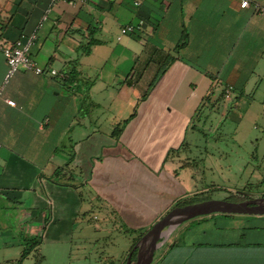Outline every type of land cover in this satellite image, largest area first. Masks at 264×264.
Returning a JSON list of instances; mask_svg holds the SVG:
<instances>
[{
    "label": "crops",
    "instance_id": "obj_1",
    "mask_svg": "<svg viewBox=\"0 0 264 264\" xmlns=\"http://www.w3.org/2000/svg\"><path fill=\"white\" fill-rule=\"evenodd\" d=\"M127 25L138 28L120 35ZM31 31L30 56L44 72L18 71L0 98V264H36L39 254L38 264L53 263L43 248L67 264L75 240L106 239L126 206L134 214L139 164L176 188L172 200L185 196L200 150L196 104L217 83L233 88L224 101L264 102V11L240 0H0V85L2 48ZM107 166L110 199L97 193ZM94 207L106 216L102 228L89 222ZM219 219L182 227L169 258L264 264V225Z\"/></svg>",
    "mask_w": 264,
    "mask_h": 264
},
{
    "label": "rangeland",
    "instance_id": "obj_2",
    "mask_svg": "<svg viewBox=\"0 0 264 264\" xmlns=\"http://www.w3.org/2000/svg\"><path fill=\"white\" fill-rule=\"evenodd\" d=\"M223 93L224 86L219 82L216 84V92L211 94L212 99L196 104V116L193 122L200 128V135L194 139L200 145V150L197 151L198 155L194 156L197 161L193 162L197 165L190 170L196 181L191 184L186 182L189 187L188 193L182 198L172 200L170 196L176 192V188H170L163 176L156 177L139 164L134 173V194L136 195L134 214L129 212L126 206L117 216L116 222H113L114 230L111 235L103 240L100 238L99 244L92 243L91 246H87L85 241L75 240L67 264H111V261L114 264H123L133 244L134 231L149 229L176 206L180 199L188 197L191 191L198 189L200 191L197 193L198 197L206 199L233 197L241 201L246 200L247 197L264 196V102L252 103L250 107L247 103L234 105L232 102L235 98L224 101ZM105 170L108 174L102 181L105 184L104 189L101 188L97 193L100 197L106 195L110 199V193H113L110 190L117 188L112 185L114 179L111 176L112 171L110 172L108 166ZM163 190L164 194L159 195ZM170 190L171 192L165 193ZM90 191L91 197L94 198L96 192L93 188ZM157 195L159 197L155 199ZM143 202L152 205L147 208L143 206ZM210 216H200L176 227L155 253L153 263L174 242L182 227L189 223H197L196 220L199 219L208 220ZM88 218L92 228H102L106 222L104 212L96 207L90 210ZM212 218L220 222V216L216 215ZM233 218L245 219L253 226L264 225V216L234 215ZM94 232L96 231H92ZM95 236L99 237L101 234L91 235L92 238ZM40 253H45L47 260L53 261V263H47L43 260V264H56L51 250L46 251L43 248ZM66 254L68 255V251ZM40 256L42 255L39 254L38 257ZM57 260L59 262L57 264H60L61 253L58 254Z\"/></svg>",
    "mask_w": 264,
    "mask_h": 264
},
{
    "label": "water",
    "instance_id": "obj_3",
    "mask_svg": "<svg viewBox=\"0 0 264 264\" xmlns=\"http://www.w3.org/2000/svg\"><path fill=\"white\" fill-rule=\"evenodd\" d=\"M214 214L264 216V196L241 201L205 199L194 203L176 205L138 239L128 253L125 264H131L133 252L136 256L132 264H152L155 253L176 227L194 218Z\"/></svg>",
    "mask_w": 264,
    "mask_h": 264
},
{
    "label": "built area",
    "instance_id": "obj_4",
    "mask_svg": "<svg viewBox=\"0 0 264 264\" xmlns=\"http://www.w3.org/2000/svg\"><path fill=\"white\" fill-rule=\"evenodd\" d=\"M63 1L70 5L81 4L84 0H54ZM252 6L256 11H264L256 1L254 0H240V7L247 8ZM43 17L42 20H45ZM42 24L40 23L38 27ZM138 28L133 25H127L120 30V35L127 33H132ZM37 39L36 31H31L28 33H22L13 43L2 48V52L6 61L7 70L4 75L3 81L0 85V98L2 96V90L5 85H7L10 79L20 70L31 71L36 75L43 74L44 70L42 67L31 58L30 51L32 46L35 44ZM232 86L227 85L224 88V98L229 99L232 93ZM4 102L8 105L14 106L15 102L11 99H4ZM2 144H0V148Z\"/></svg>",
    "mask_w": 264,
    "mask_h": 264
},
{
    "label": "trees",
    "instance_id": "obj_5",
    "mask_svg": "<svg viewBox=\"0 0 264 264\" xmlns=\"http://www.w3.org/2000/svg\"><path fill=\"white\" fill-rule=\"evenodd\" d=\"M95 43H97L96 41L94 40H90V42H88L86 44V46L82 47V51H81V54H88L90 52V49H91V46L94 45ZM77 76V72L73 69L71 70V72L69 73V78L70 80H73L75 79ZM118 130L114 131V134L117 133ZM174 150L171 151V153H173ZM202 193V192H201ZM206 198L202 197H198V194H195L193 196H188V197H185L184 199H180L178 202H177V205H184V204H188V203H194V202H198V201H201V200H205ZM245 199H250V197H247ZM227 200H231V201H238L237 199L233 198V197H228ZM213 216H216V215H211L209 219H211ZM218 216H221V217H233L234 215H222V214H219ZM197 222H205L207 220H203V219H199V220H196ZM146 232V229H138L137 231H134L135 233V236H134V240H133V244L130 248V250L132 249V247L134 246V244L138 241V239ZM34 241H36V244H39L40 241L39 239H34ZM35 244V245H36ZM33 245L32 247H28L27 249H24L23 252H22V255H21V258H25L31 251V249L35 246ZM173 244H170L167 248V250L158 258L157 261H155V263L153 264H178L177 261H172L169 256H171V250L173 248ZM129 250V252H130ZM128 255V254H127ZM135 252L132 253L131 255V264L134 262L135 260ZM127 259V258H126ZM126 259L125 261L123 262V264L126 263ZM36 264H38L39 262V257L36 259ZM111 264H114L113 261H111Z\"/></svg>",
    "mask_w": 264,
    "mask_h": 264
}]
</instances>
